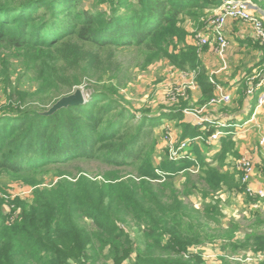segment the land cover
Masks as SVG:
<instances>
[{
	"label": "trees",
	"instance_id": "obj_1",
	"mask_svg": "<svg viewBox=\"0 0 264 264\" xmlns=\"http://www.w3.org/2000/svg\"><path fill=\"white\" fill-rule=\"evenodd\" d=\"M106 1L113 5L108 14L81 11L76 0H0V45L22 59L27 70L37 73L36 94L43 97L32 104L31 94L23 93L17 100L22 106L2 107L0 172L33 175L72 160L96 159L98 153L107 154L111 165L129 163L138 172L118 182L81 177L75 182L62 180L51 188L39 187L33 202L15 201L21 212L13 221L0 199V264H99L109 260L112 264H203L198 254L183 260L191 246L205 244L200 236L201 213L189 210L176 192L167 198L170 184L151 182L164 178L157 170L170 180L196 164L184 159L167 160L160 169L154 166L155 146L149 142L147 125L182 119V113L169 111L161 118L143 116L137 121L116 98L115 90L93 84L92 99L84 106H70L47 116L45 100L53 102L63 90L91 80L102 63L115 59V52L134 48L146 57L147 64L164 58L181 70L194 71L206 102L213 97L214 87L196 47L176 50V42L184 43L188 35L179 21L186 16L197 19L226 0ZM174 44L175 50L170 51L168 46ZM10 62L0 52V79L10 81ZM181 127L184 138L200 136L197 127ZM229 145L234 146L230 138L222 142L218 158L226 156ZM196 152L200 165L208 166ZM204 175L201 179L213 192L223 189L218 172L207 169ZM228 189L245 192L242 184ZM248 200L256 204L263 199ZM221 209L219 201L206 204L202 218L220 224ZM85 220L92 223L93 231L83 225ZM129 221L145 229L139 244L121 227ZM262 224L258 220L247 234L256 243L240 249L264 252V233L255 230ZM223 243V248L239 250L232 239L225 238Z\"/></svg>",
	"mask_w": 264,
	"mask_h": 264
},
{
	"label": "rangeland",
	"instance_id": "obj_2",
	"mask_svg": "<svg viewBox=\"0 0 264 264\" xmlns=\"http://www.w3.org/2000/svg\"><path fill=\"white\" fill-rule=\"evenodd\" d=\"M76 3L79 10L90 14L102 12L108 14L113 8V5L106 0H76ZM221 6L208 8L197 19L188 16L182 17L179 21L180 25L186 31L193 30L206 33L208 23L218 16L221 12ZM261 19L264 23L263 18ZM192 37L194 38V35ZM213 42L216 48V42L211 38V44ZM184 43L176 42V50L183 48ZM192 44L194 45V42ZM168 48L170 51L175 50V44L168 46ZM196 48L199 55L205 49V47L201 48L198 46ZM0 52H4L11 61L9 69L10 81H6L5 78L0 79V111L3 109L2 107L9 106V104H12L15 108L22 106L17 100L19 95L22 96L23 93L31 94L29 101L32 104L38 103L43 97L36 94L39 88L37 73L27 70L22 59L13 56L2 45H0ZM114 55L115 59H112L111 63H102L100 71L94 74L91 80L86 79L82 85L75 86L70 91L63 90V94L53 102L52 99H46L45 103L46 105L48 104L46 112L61 98L72 96L78 90L82 93L84 103L74 106L88 104L92 99L91 84L115 90L116 98L123 102L125 108L131 112V115L135 116L137 121L143 116L161 118L162 115L169 113V111H175V108L182 106V103L187 105L182 110H198V104L191 100L187 90L188 85L193 81V79L191 80V77L193 78L192 73L196 74L194 71L181 70L164 58L147 64L146 57L142 56L134 48L117 51ZM103 57L106 60L108 53H104ZM176 93L177 95H175ZM146 129L149 134V142L155 146L152 154L154 166L160 169L167 160L177 162L169 158L166 149L168 148L167 137L170 135L174 141L173 144H175L178 135L176 133L175 118L164 119L162 122L160 121L159 126L148 124ZM199 144L200 151L198 152L201 154L200 157L204 158L205 162L209 164L208 166H201L199 161L196 162L194 158H197L198 153L194 152L195 156L191 155L189 160L195 161L196 164L190 169L181 172L170 180L165 179L166 175L157 170L156 174H160L164 178L151 181L156 186L170 184L166 188L167 198L175 195L176 192L178 199L189 210H196L201 213L199 221L202 224V231L200 236L205 241V244L191 246L188 249V253L183 255V260H189L188 257L190 255L198 254L202 258L203 264H261L262 261L264 262V252L254 253L248 249L242 250L239 246L256 243V240L254 238L249 239L247 234L252 231L253 225L258 220L263 224L255 228V230H258L259 233H264V198L259 203L253 204L248 200L251 197L245 192H230L228 189L229 185L241 186L242 184L241 172L238 170L239 161L243 157L249 158L251 161L253 158L249 157L245 152L240 154L235 149V145H229L225 157L218 158V155L209 156L210 148L204 147L201 143ZM263 144L264 140L259 142V145L262 146ZM97 156L93 160L86 158L72 160L67 164L57 165V167L55 166L56 164H51L56 169L39 172L36 170L33 175H10L0 172V199L4 201L3 208L4 212L8 214L9 221L18 218L21 212L20 208L16 207L15 201L33 202L35 190L39 187L51 188L62 180L75 182L81 177L92 179L95 182H111L113 180L118 182V179L127 180L131 177L134 178L138 174L137 170L133 169L134 166H129V163L111 165L107 163V154L98 153ZM261 158H263V155H261ZM260 165L262 164L253 163V175L250 180L252 186L254 185V174L257 171L260 175L262 174L261 176L259 175L260 178L264 177L261 171L262 166ZM207 169L215 170L222 176V190L213 192V188L201 179L205 176L204 173ZM137 181L139 180L137 179ZM235 189L236 187L233 188V190ZM170 190L174 191V194ZM218 201L223 212L220 224L206 223L202 218L205 205ZM164 202H166L165 199ZM192 221L196 224V220ZM83 225H86L91 231L94 230V226L90 221L85 220ZM121 227L128 233L135 244L143 241L144 227L139 228L130 221L122 224ZM225 238L232 239L239 250L236 252L235 249L231 248L232 246L223 248V239ZM99 264H112V261L109 260V262Z\"/></svg>",
	"mask_w": 264,
	"mask_h": 264
},
{
	"label": "crops",
	"instance_id": "obj_3",
	"mask_svg": "<svg viewBox=\"0 0 264 264\" xmlns=\"http://www.w3.org/2000/svg\"><path fill=\"white\" fill-rule=\"evenodd\" d=\"M249 1L255 6V14L264 20V0ZM187 33L183 47H195L192 35L199 32L187 30ZM225 35L229 41V48L223 59L215 53L214 42L205 46L199 55L214 87L213 97L206 102L203 101V94L194 73H192L193 78L191 77L193 81L187 88L188 95L198 104H196L197 109L202 111L201 116L206 122L203 127L195 125L196 117L185 114V110L182 109L187 105L182 103V106L175 108V113H182V119H175L178 134L176 139L182 141L191 138L183 137L185 133L181 126L184 124L197 127L200 136L205 138L220 130L226 135H223L219 141L211 144L203 143L204 147L210 148L209 156L219 155L222 142L230 138L240 154L245 152L253 158V163L262 164L260 166L264 176V144L259 145V142L264 140V106H258V97L264 92V44L256 39L249 24L240 21L229 20L225 27ZM249 88H254L253 94H248ZM223 94L231 96L230 103L213 102ZM223 124L226 127H222ZM211 130L212 132L209 133ZM208 133L210 135H207ZM199 146V143L191 146L189 156H195L194 152L200 151ZM194 159L198 162L196 157ZM259 175L258 171L254 174L253 186L264 190V177L260 178L262 174Z\"/></svg>",
	"mask_w": 264,
	"mask_h": 264
},
{
	"label": "built area",
	"instance_id": "obj_4",
	"mask_svg": "<svg viewBox=\"0 0 264 264\" xmlns=\"http://www.w3.org/2000/svg\"><path fill=\"white\" fill-rule=\"evenodd\" d=\"M255 6L249 0H226L221 6V12L217 17L213 18L207 27L206 33H196L194 35L195 46L205 47L210 45L211 38L216 42L215 51L217 55L223 59L226 51L229 48V41L225 36V27L229 20L240 21L249 24L254 32L256 39L264 44V23L260 17L255 14ZM192 85H194L192 83ZM219 91H221L219 89ZM254 88H249L248 94H253ZM177 95V93L175 94ZM214 103H230L231 96L223 94L219 98L213 100ZM258 106H264V92L258 97ZM201 110L185 111L187 115H194L196 117L195 125L203 127L206 120L201 116ZM226 127V125H222ZM226 133L217 130L208 138L204 136H198L195 138H189L186 140L174 141L170 137H167V151L169 158L173 161H180L184 159H190L189 149L194 144L206 143L211 144L219 141ZM238 170L241 172V181L245 188V193L251 198H264V190L262 188H256L250 184L253 173V163L249 158L243 157L238 163Z\"/></svg>",
	"mask_w": 264,
	"mask_h": 264
},
{
	"label": "water",
	"instance_id": "obj_5",
	"mask_svg": "<svg viewBox=\"0 0 264 264\" xmlns=\"http://www.w3.org/2000/svg\"><path fill=\"white\" fill-rule=\"evenodd\" d=\"M84 103L83 96L80 90L72 96L61 98L45 115L49 116L55 112L74 105H82Z\"/></svg>",
	"mask_w": 264,
	"mask_h": 264
}]
</instances>
